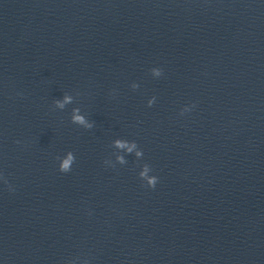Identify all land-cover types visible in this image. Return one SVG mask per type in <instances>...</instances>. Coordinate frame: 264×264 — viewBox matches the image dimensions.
<instances>
[{"label":"clouds","instance_id":"clouds-1","mask_svg":"<svg viewBox=\"0 0 264 264\" xmlns=\"http://www.w3.org/2000/svg\"><path fill=\"white\" fill-rule=\"evenodd\" d=\"M153 71H154V73L156 75H159L160 74L159 73V70H157V69H153ZM68 100H70V97H65V101H68ZM57 103H58V106L63 107V104H61L60 102H57ZM75 111H78V110H75ZM73 120L76 123H80V124H84L85 123L84 118L81 117V116H79V115L74 116L73 117ZM86 126L87 127H91V125H86ZM116 144H117L118 147H124L125 146L120 141H117ZM129 151H131V149H129ZM137 155H140V153H137ZM74 160H75V156L73 155V153L69 152L67 154V158L64 159L62 161V163L60 164L59 171L60 172H63V173L69 172L71 170V166H72ZM121 160H122V158H121ZM147 171H148V168L146 166L145 169H144V171L141 172L140 175L141 176H145L146 173H147ZM157 181H158V178L156 176H153V177L148 178V186L154 188L155 185L157 184Z\"/></svg>","mask_w":264,"mask_h":264}]
</instances>
